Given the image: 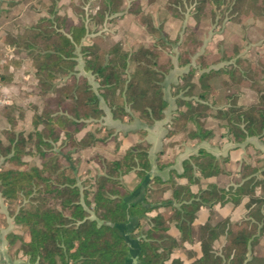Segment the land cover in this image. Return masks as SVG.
Wrapping results in <instances>:
<instances>
[{
	"label": "trees",
	"instance_id": "trees-1",
	"mask_svg": "<svg viewBox=\"0 0 264 264\" xmlns=\"http://www.w3.org/2000/svg\"><path fill=\"white\" fill-rule=\"evenodd\" d=\"M57 1L60 0L52 1L49 16L31 26L29 35L20 43L33 61L36 90L42 99V106L34 109L33 130L18 132L11 122L6 132L7 143L0 139V156L4 157L0 166V198L28 201L13 217L23 231L6 235L7 245L12 247L20 242L18 253L29 264H126L134 253L124 238L129 234L139 244L138 264H264V257L253 256V248L264 234V195H257L258 188L264 191V180L258 179L254 166L245 168L237 186L218 188L209 184L203 189L200 180L227 173L224 164L230 162V157H216L200 149L183 161L182 174L171 172L167 181L154 176L147 183L153 168L149 158L151 145L142 140L146 131L140 130L141 141L121 159L109 160L95 154L101 173L90 187L79 183L72 166L73 151L105 142L114 133L107 130V137L97 138L88 131L78 137L91 121L105 115L102 101L114 119L137 115L150 126L165 118L169 106L165 82L174 66L171 62L168 66L160 65L156 52L172 38L163 37L162 28L150 18L152 24L148 27L144 21L143 26L152 35H158L155 43L141 45L133 52L124 50L120 43L104 50L98 37L85 43L89 30L84 17L74 22L61 15L56 9ZM187 1L193 5L196 24L206 17L227 14L237 23L251 13L264 17V7L257 0ZM120 2L99 0L100 7L93 19L103 20L107 13H116ZM195 54L196 51L189 55L183 52L178 56L180 68L190 67L181 81L172 85L176 110L166 138L187 132L190 139L198 142L211 140L214 132L206 123L213 117L223 122V137L233 144L262 139L264 86L260 83L264 81V72L254 73L253 68H245L238 53L223 57V61L234 60V66L228 70L197 69L191 64ZM80 58L84 75L76 68ZM220 74L228 77L227 86L240 84L245 77L255 81L257 102L246 108L228 103L213 110L217 88L212 81ZM29 153L38 156L39 166H31L25 160ZM157 166L162 170L170 163L158 162ZM132 172L140 179L144 196L129 204L131 191L123 178ZM180 178L187 184L177 183ZM192 186H199L196 193ZM167 191H171L175 204L165 205L167 211L149 217V213L161 207L164 201L158 197ZM245 197L249 201L243 220L224 219L195 228L201 209L206 208L213 215L216 206L239 205ZM172 227L178 230L179 238L170 234ZM219 239H224L220 252L214 248ZM194 242L199 243L200 255L192 261L186 262L175 254L185 244Z\"/></svg>",
	"mask_w": 264,
	"mask_h": 264
},
{
	"label": "rangeland",
	"instance_id": "rangeland-1",
	"mask_svg": "<svg viewBox=\"0 0 264 264\" xmlns=\"http://www.w3.org/2000/svg\"><path fill=\"white\" fill-rule=\"evenodd\" d=\"M52 1L0 0V139L4 144L7 143L6 132L11 128V122L15 123L18 132H32L34 109L42 106L41 96L36 90L37 81L33 61L29 53L21 48L20 43L29 35L31 26L35 25L40 18L49 16ZM120 1L118 11L112 15L107 13L103 20L93 19L100 7L99 0H60L56 2V9L61 15L69 16L74 22L84 17L89 30L85 43L90 44L98 37L102 41L101 45L104 50L113 44L120 43L124 50L133 52L141 45L148 46L155 43L158 35H152L147 31V27L143 26L144 21H147L148 27L152 22L155 26L162 28L163 37L172 38V41L164 46L161 45V49L156 52L157 61L162 66H168L171 62L173 69L180 68L179 54L183 55V52H186L189 55L192 51H196V54L192 56L191 64L197 69L206 67V69L228 70L234 66V60L223 61V57L238 53L239 57L244 59L245 68H253L254 73L264 72V17H257L251 13L242 16L240 22L237 23L232 22L231 16L227 14L224 17H206L196 24L192 17L193 5L187 0ZM257 4L264 7V0H257ZM177 40H180L179 43H176ZM189 67L190 65L180 68L184 72L182 76L188 72ZM76 68L79 74L84 75L81 58ZM251 75L254 76V74ZM2 76H5L6 80H2ZM87 76L96 87L93 78L90 75ZM227 80L226 75L220 74L212 81L217 88L214 96L216 106L214 105L213 110L226 106L228 103H236L246 108L257 102L255 81L245 77L240 84L227 86L225 85ZM260 86H264V81L260 83ZM101 105L104 107L103 101ZM222 124L221 120L210 117L206 127L212 130L214 135L225 136L226 131L222 128ZM88 130L96 134L97 138L107 137V130L102 131L99 125L95 124ZM84 134L85 132H82L78 137L82 138ZM224 142L226 146L228 145L226 150L236 145L227 139ZM30 147L31 144L29 149ZM83 149L85 148L79 147L73 151L72 166L77 171L79 183L90 187L94 184V178L99 174V167L96 165L98 163L95 154L87 153L89 155L83 157ZM224 153L227 154L225 149ZM225 154L220 157H227ZM25 160L31 166L40 165V160L35 154L29 153ZM229 163L224 164L226 171V165H230ZM3 164L4 157L0 156V166ZM247 166L257 168L256 176L259 180H264V157L254 153L240 165V176L233 177L234 181L241 180V174ZM231 172L234 173V171ZM231 172L227 171L228 174ZM27 202L24 198L16 201H6L0 198V238L2 241H4L3 236L22 233L23 229L16 226L13 217ZM3 244L4 242L0 245L1 248ZM223 245L224 239H219L214 248L220 252ZM19 247L20 242H17L12 247L8 246L7 250L0 252V262L29 264L22 253H18ZM177 253L180 252L175 254ZM181 253L184 252L181 251ZM186 256L187 261H190V255L186 254Z\"/></svg>",
	"mask_w": 264,
	"mask_h": 264
},
{
	"label": "crops",
	"instance_id": "crops-1",
	"mask_svg": "<svg viewBox=\"0 0 264 264\" xmlns=\"http://www.w3.org/2000/svg\"><path fill=\"white\" fill-rule=\"evenodd\" d=\"M147 41H151L147 39ZM184 72L180 68L173 69L169 75L166 77L165 91L167 93L166 100L169 103V106L165 112V118L161 121L155 122L153 125L148 126L143 121H141L137 115H132L130 118L125 117L122 120L114 119L109 107L104 103L103 108L105 115L98 121H91L87 129L91 126L99 125L102 131L112 130L114 133L111 137L107 138L105 142H97L91 147L83 149V157L89 155H94L99 153L103 157L109 160H119L121 159L126 151L132 147L135 143L141 141V138L138 135L140 130L146 131V135L142 139L144 142L151 145L149 150V158L153 165L152 168V178L154 176H159L163 181H167L170 178L171 172L182 174L183 173V161L189 158L191 155L197 154L200 149H204L206 152L216 156H224V149L227 154L225 156L230 157V165H226L228 172L234 171V173H222L217 176H213L207 179L202 178L200 180L201 188L205 189L209 184L216 185L218 188H228L230 186H237L240 184L241 180L234 181L233 177H239V167L240 165L249 159V156L254 153L259 154L260 157H264V137L262 139L250 138L245 144L233 145L229 148H226L225 142L226 139L223 136L214 135L211 140L198 142L197 140L190 139L187 135V132L180 133L175 135L172 138H166L167 128L171 122V119L176 110V104L174 98L171 96L173 91V84H177L181 81L180 77ZM104 102V101H103ZM102 103V102H101ZM87 129L84 131L88 132ZM96 135V134H95ZM96 137H98L96 135ZM228 141V140H227ZM89 159V156H87ZM170 163L169 167L160 170L157 166V163ZM99 167V173H101V167ZM229 167V168H227ZM124 184L131 191V196L129 198V204L140 201L144 196V188L140 179L136 176L135 173H130L123 178ZM176 182L179 184H187L185 179H176ZM192 191L197 192L199 186H192ZM257 195H264V191L261 188L257 189ZM172 194L171 191H167L163 196H159L158 199L163 200L161 207L158 210H155L148 214L149 217L155 216L157 213H162L167 211L165 205L175 204L171 200ZM249 201L248 197H245L239 205H234L228 203L225 206H216L214 208V214L211 215L209 210L206 208L201 209L198 212V223L195 225L197 229L200 224L211 222L213 224L217 221L230 219L232 222H238L243 220L247 215L246 204ZM134 222V220H133ZM1 234V232H0ZM170 234L176 238H179V232L175 227H172ZM4 237V241L0 238V245L4 242L3 247H0V252L4 249L7 250V242ZM183 251L187 255H190V261L195 257L200 255L199 243L194 242L193 244H185L183 249L177 250L176 255L182 258L186 262L188 257L186 254L181 253ZM253 256L260 259L264 257V234L260 238L259 242L253 248ZM5 259V258H4ZM24 263V262H23ZM0 264H10L8 262H0ZM15 264V263H11Z\"/></svg>",
	"mask_w": 264,
	"mask_h": 264
},
{
	"label": "water",
	"instance_id": "water-1",
	"mask_svg": "<svg viewBox=\"0 0 264 264\" xmlns=\"http://www.w3.org/2000/svg\"><path fill=\"white\" fill-rule=\"evenodd\" d=\"M152 179V176L149 177L147 183ZM126 243L128 244L131 251H133V255L129 258L126 264H138V257L140 253L139 244L136 240L132 239L129 234H125L124 236Z\"/></svg>",
	"mask_w": 264,
	"mask_h": 264
}]
</instances>
